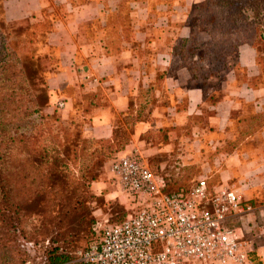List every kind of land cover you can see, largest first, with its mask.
<instances>
[{"label":"crops","instance_id":"crops-1","mask_svg":"<svg viewBox=\"0 0 264 264\" xmlns=\"http://www.w3.org/2000/svg\"><path fill=\"white\" fill-rule=\"evenodd\" d=\"M203 2L2 0L1 17L50 24L44 37L57 48V60L46 82V111L61 103L62 116L80 112L86 120L83 137L108 139L126 117L141 112L125 149L135 147L161 170L170 141L187 124L198 136L193 142L208 152L209 179L216 177V184L229 186L253 206L236 226L251 264H264V83L257 82L256 53L239 45L235 69L208 75L197 85L172 53L176 40L188 34L190 8ZM146 92L151 99L142 111L139 98ZM86 97L95 103L87 107ZM160 128L166 129L165 142L157 134L160 143L154 144L151 136Z\"/></svg>","mask_w":264,"mask_h":264},{"label":"trees","instance_id":"trees-1","mask_svg":"<svg viewBox=\"0 0 264 264\" xmlns=\"http://www.w3.org/2000/svg\"><path fill=\"white\" fill-rule=\"evenodd\" d=\"M205 1L208 5L205 4L202 12L210 14V53L206 52L205 58L198 55L196 60L182 57L186 47L197 48L191 34L183 39L178 38L172 50L173 55L179 58L177 64L186 66L190 72L192 85L201 84L206 76L218 70L227 71L226 59L230 55L228 51L231 49L236 53L237 47L242 44L254 49L258 67L259 48L264 47L263 5V15L257 18L253 14L249 16L246 0ZM255 6L260 5L255 2ZM255 14L258 15L256 12ZM49 29L50 24L45 21L31 24L27 30L28 42L35 39L36 35L45 34ZM11 41L0 30V264H27L24 249L15 242L16 236L33 239L45 234L53 225L61 226L64 222L71 221L76 213L83 214L86 210L84 200L80 198L73 201L70 194L62 190L64 161L79 154L84 160L94 159L96 162L87 164L83 175L84 178L92 179V173L100 162L112 159L127 145L126 129L130 128L132 131V125L140 118V112L136 113V118L126 117L124 126L113 129L108 139H84L80 134L82 125L75 124L72 115L59 116L54 109L48 112L46 107L40 109L37 106L26 89L22 67L15 50L9 46ZM204 61L207 62L209 72L200 65ZM235 66L236 62L231 69H235ZM150 97L149 92L140 96V108H144L143 105L150 101ZM86 98L88 99L84 101L88 103L87 107L95 103L93 98ZM87 107L83 109V114L87 112ZM60 117L67 119L62 120ZM154 134H162L161 139H166V129L160 128ZM91 143L100 146L88 152ZM149 167L152 171L159 172L157 166L151 164ZM166 185L168 190H172L168 188L167 181ZM55 199L56 202H53ZM247 204L253 207L249 202ZM52 212H55L54 216H51ZM34 216L40 217L42 231L35 228L27 231L26 226L32 224L31 218H35ZM61 228L64 229L63 226ZM16 231L18 235L15 234ZM43 253L47 264H65L70 260L69 252L51 238ZM249 258L252 262L250 253Z\"/></svg>","mask_w":264,"mask_h":264},{"label":"built area","instance_id":"built-area-1","mask_svg":"<svg viewBox=\"0 0 264 264\" xmlns=\"http://www.w3.org/2000/svg\"><path fill=\"white\" fill-rule=\"evenodd\" d=\"M107 170L126 212L78 253L80 264H251L236 221L253 208L234 189L197 178L168 190L136 150L117 153Z\"/></svg>","mask_w":264,"mask_h":264},{"label":"rangeland","instance_id":"rangeland-1","mask_svg":"<svg viewBox=\"0 0 264 264\" xmlns=\"http://www.w3.org/2000/svg\"><path fill=\"white\" fill-rule=\"evenodd\" d=\"M246 2L248 3L249 16L253 14L258 18L263 15L262 5L264 6V0H246ZM255 2L260 6L256 7ZM205 4L208 5V3L204 0L202 4L192 6L186 15L185 22L188 27L187 36L189 34L192 35L196 42L197 48L193 49L192 47H186V51L182 57H188V59L191 57L193 60H196V56L199 55L205 58L204 55L206 52L208 53L210 51V48H208L210 44L208 31L210 14H208V12H202L206 6ZM255 12L258 13V15H256ZM29 26L30 24L27 20L20 22H5L1 17L0 0V30L2 35L8 41H13H11L12 45L10 44L11 42L9 43V46L15 50V54L18 58L20 66L22 67L26 80V89L28 90L31 97L35 100L37 106L42 109L46 107L47 103V78L49 73H51L56 67L57 48L47 45L43 33L36 35L35 39H32L31 42H28L29 36L27 35V30ZM236 40L237 39H233V41ZM234 52L235 50L231 49L228 51L230 54L226 59L228 70H230L236 62L237 54ZM263 54L264 47H262V49L259 48L258 56H260V59L258 61V68H260L261 75L258 76L257 82L264 83ZM206 64L207 62L204 61V63L200 65L204 67L203 70L209 72L208 66ZM219 72L221 71L218 70L215 73ZM197 74L201 75V72L197 71ZM140 99L141 98H139V102ZM150 99L151 97L149 100ZM54 110L56 111L57 115L61 116V110L59 107H57V105L55 106ZM144 110H146V108L142 109V111ZM75 111L70 112V115H72L73 122L81 126L83 125L82 121L86 122V120L80 117V112ZM61 119L66 120L67 118ZM190 121L195 123V119ZM81 131L80 134L81 137H83ZM130 132V128H127V145L129 144L130 137L128 138V134ZM176 134L177 139L174 141L171 140L168 151L164 152V154L167 155V160L164 159L163 161H159V163L165 162V165L161 166L159 173L165 177V180L168 183V188L172 190L176 188H188L197 178H205L208 184H216V177L209 179L208 176V164L210 163L208 162V152L205 150V148L199 147L197 142H193L195 139H198V136L193 137L191 135V130L187 124L184 127H180ZM151 137L152 143H160V141H158V137L155 134ZM83 138L89 141L93 140L90 138ZM98 146L100 145L91 143L89 145L90 149L88 148L87 150L88 152L89 150H96ZM125 147L122 151L135 150V147H129L127 150ZM137 153L147 165H158L157 160L154 162V160L146 159V157L142 155L141 151L140 153L137 151ZM184 157L185 160H182ZM109 160L110 158L100 162V164L96 167V170H94L92 173V179L87 177L84 178L83 175L86 165L96 162L94 159L84 160L83 156L79 154L78 156H70L66 161H64L63 170L65 174H63L64 186L62 190L67 192V194H70L71 200L73 201L80 198L84 200L83 205L85 206L86 210L83 214L76 213L71 221L64 222L61 225L64 229H62L61 226H54L52 224L53 226L50 227V229H48L45 234L38 235L33 239L16 236L15 242L17 245H19V247L21 245L24 249L26 253L27 264H47L43 251L45 247L50 244V238L55 240L57 245L69 252L70 260L65 264H80L78 253L83 250L92 239L96 238V235L100 232V229L104 226L117 223L122 219L123 214H125L126 205L123 203L121 196L117 192L109 177L107 170ZM182 161H184V163H182ZM54 191L56 192V189H54ZM50 198L51 196H49V200ZM53 202H56V199ZM54 215L55 212H52L51 216ZM81 216H83V218ZM34 217L35 218H31L32 224L26 226L27 231H30V229L34 228L37 231L41 230L39 224L40 217ZM15 234L18 235V232L16 231ZM40 241L42 243H40ZM37 242L40 244H36Z\"/></svg>","mask_w":264,"mask_h":264}]
</instances>
